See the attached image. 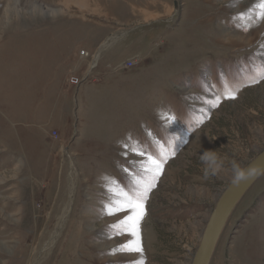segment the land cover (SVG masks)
I'll use <instances>...</instances> for the list:
<instances>
[{"label":"rangeland","instance_id":"1","mask_svg":"<svg viewBox=\"0 0 264 264\" xmlns=\"http://www.w3.org/2000/svg\"><path fill=\"white\" fill-rule=\"evenodd\" d=\"M262 4L0 0V264H190L218 195L264 148ZM93 57V78L69 85ZM210 264H264V174Z\"/></svg>","mask_w":264,"mask_h":264},{"label":"water","instance_id":"2","mask_svg":"<svg viewBox=\"0 0 264 264\" xmlns=\"http://www.w3.org/2000/svg\"><path fill=\"white\" fill-rule=\"evenodd\" d=\"M174 6H177L176 2H174ZM111 37H113L112 34L103 41L98 52L106 47V43L109 39H111ZM253 169L255 171L252 172V174L247 175L246 179H243L238 183H234L235 174L218 195L204 224L198 246L193 253L190 264L211 263L213 254L236 207L253 184L264 174V148L256 153L240 170L247 174ZM70 183L75 187L73 181ZM69 195V203L61 221L57 225L56 232L60 230L61 225L65 221V217L71 208L73 191H71ZM54 237L55 236H53V238ZM39 258L40 257L38 255L32 264H37L39 262Z\"/></svg>","mask_w":264,"mask_h":264},{"label":"snow or ice","instance_id":"3","mask_svg":"<svg viewBox=\"0 0 264 264\" xmlns=\"http://www.w3.org/2000/svg\"><path fill=\"white\" fill-rule=\"evenodd\" d=\"M262 8H264V4L261 5ZM264 15V14H262ZM264 78V77H262ZM235 92L233 91H227L226 92V97L227 98H235ZM149 161H150V165L151 167L148 168L149 172L155 173L156 175H159L161 169H162V164H163V160L162 159H157L154 158L152 156H149ZM156 175H153L152 180L147 182L143 193L140 194V196L137 198V202L133 203L131 200H129V205L133 208H136L139 210V214L134 218V222H138V220L143 216L144 214V206L142 203V197L147 195V192L154 187V181L156 179ZM127 199V197H126ZM129 219H133V218H129ZM135 234V233H133ZM138 250V249H137Z\"/></svg>","mask_w":264,"mask_h":264},{"label":"built area","instance_id":"4","mask_svg":"<svg viewBox=\"0 0 264 264\" xmlns=\"http://www.w3.org/2000/svg\"><path fill=\"white\" fill-rule=\"evenodd\" d=\"M88 54H89L88 52L81 51V55L84 56V57H85V56H88ZM93 59H94V57H93ZM93 59H92V60H93ZM136 62H137V59H134V60L129 59V60L123 62L122 67H123V68H126V69H129V68L135 66ZM92 68H95V63H93V64H89L88 67L86 68V70H84L83 75H81L80 77H77V76H70V77L67 79L68 84H69V85H72V86H78L81 82L93 78V77H92V74H93V73H92ZM94 80H96V78H94ZM51 137H52L53 139L57 138V132L52 131V133H51Z\"/></svg>","mask_w":264,"mask_h":264},{"label":"clouds","instance_id":"5","mask_svg":"<svg viewBox=\"0 0 264 264\" xmlns=\"http://www.w3.org/2000/svg\"><path fill=\"white\" fill-rule=\"evenodd\" d=\"M254 171H255L254 169L250 170L249 173L246 174L244 171L237 169L236 170V176L234 179V183H238V182L242 181L243 179H246L247 175L252 174V172H254Z\"/></svg>","mask_w":264,"mask_h":264},{"label":"bare ground","instance_id":"6","mask_svg":"<svg viewBox=\"0 0 264 264\" xmlns=\"http://www.w3.org/2000/svg\"><path fill=\"white\" fill-rule=\"evenodd\" d=\"M65 23V22H64ZM61 24V23H60ZM67 24V23H66ZM25 26V25H24ZM63 26V25H62ZM49 27V26H48ZM16 30H17V28H16ZM22 30V29H21ZM20 30V31H21ZM24 30H26V29H24ZM14 31V30H13ZM17 32V31H16ZM33 34V33H32ZM121 34V33H120ZM18 35V34H17ZM22 35V34H21ZM26 35V34H25ZM19 38V37H18ZM113 38H114V35H113ZM111 40H113L112 39V37H111ZM11 41V40H10ZM72 43V42H71ZM2 49V48H1ZM1 51V50H0ZM2 52V51H1ZM97 56H98V54H97ZM93 63H95V59L93 60ZM75 183V182H74ZM73 197V196H72ZM73 199V198H72ZM61 218H62V216H61ZM66 218V217H65ZM56 237H54V239H55Z\"/></svg>","mask_w":264,"mask_h":264},{"label":"crops","instance_id":"7","mask_svg":"<svg viewBox=\"0 0 264 264\" xmlns=\"http://www.w3.org/2000/svg\"><path fill=\"white\" fill-rule=\"evenodd\" d=\"M120 39V38H119ZM70 185V184H69ZM70 187V186H69ZM45 189H49V187H45ZM51 189H52V187H51ZM70 189H73V188H70ZM55 190H56V188H55Z\"/></svg>","mask_w":264,"mask_h":264}]
</instances>
